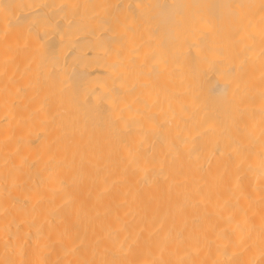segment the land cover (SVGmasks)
<instances>
[{
  "label": "bare ground",
  "instance_id": "6f19581e",
  "mask_svg": "<svg viewBox=\"0 0 264 264\" xmlns=\"http://www.w3.org/2000/svg\"><path fill=\"white\" fill-rule=\"evenodd\" d=\"M0 264H264V0H0Z\"/></svg>",
  "mask_w": 264,
  "mask_h": 264
}]
</instances>
